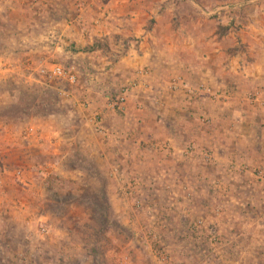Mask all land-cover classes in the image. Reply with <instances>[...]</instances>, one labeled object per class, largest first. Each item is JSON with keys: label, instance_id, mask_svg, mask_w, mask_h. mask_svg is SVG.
I'll return each mask as SVG.
<instances>
[{"label": "rangeland", "instance_id": "obj_1", "mask_svg": "<svg viewBox=\"0 0 264 264\" xmlns=\"http://www.w3.org/2000/svg\"><path fill=\"white\" fill-rule=\"evenodd\" d=\"M6 22H0L1 55L18 50L20 33H43ZM72 60L84 63L58 57L49 62L70 67ZM43 61L27 58L30 78L0 76V264H264V108L254 116L245 107L252 114L245 124L221 100L210 103L211 118L200 120L201 129L216 127L217 135L204 143L182 137L185 153L160 140L177 129L172 109L161 126L167 134L156 128L165 113L154 99L165 94L163 83L173 72L150 71L143 91L128 92L136 97L133 115L150 118L132 125L130 115L124 119L104 103L145 67L94 85L80 65L77 84L70 86L41 77ZM99 87L102 93L81 108L89 99L86 89ZM189 87L183 83L181 89L190 96L175 98L180 110L212 100ZM84 110L85 121L79 116ZM96 113L104 134L85 124ZM224 134L234 136L226 146ZM256 152L251 161L248 154Z\"/></svg>", "mask_w": 264, "mask_h": 264}, {"label": "crops", "instance_id": "obj_2", "mask_svg": "<svg viewBox=\"0 0 264 264\" xmlns=\"http://www.w3.org/2000/svg\"><path fill=\"white\" fill-rule=\"evenodd\" d=\"M1 1V23L5 20L6 24L8 19L11 23L18 21L16 24L21 26L20 30L22 27L42 28L43 33L38 37H25L26 32L20 33L15 39L17 45H20L18 50L4 55L0 53V76L8 77L13 73V76L30 78L32 70L30 73L25 71V67H28L25 64L27 58L37 57L43 59V63L55 57L80 58L84 62L80 63L82 67L74 60L68 63L76 70H81V67L82 72H91L90 81L94 85L102 80L106 83L110 78L108 75L119 72L123 78L143 67L147 68L149 73L171 71L173 75L163 83L165 94L162 93L154 99L160 111L165 113L159 117L162 124L159 123L156 128L159 129L160 135L163 132L167 134L161 126H165L164 122L168 119V116L165 117L167 109H172L170 112L176 113L177 129L172 136L162 134L160 140L167 141L172 148L180 150L183 149L180 146L182 137L186 141L196 138L204 143L211 140L210 136L217 135L216 127L207 130L210 133L202 130L201 128H205L200 124V120L207 121L210 117L209 105L217 103L218 100L226 107H231V111L239 117V122L251 121L252 114L247 116L245 107L255 110L257 113L254 116L262 114L260 110L264 108V0ZM9 11L12 16H7L6 12ZM22 41L30 44L22 46ZM106 46L108 49L104 48ZM23 48L26 50H22ZM4 57L8 60L13 58V62L1 64ZM152 58L156 61H152ZM19 62L23 64L19 66ZM64 62L61 60V63ZM148 64H153V68ZM20 67L24 68V71ZM13 78V81L21 82L20 79ZM176 79L190 85L189 88L211 87L219 95L215 98L210 96L212 100L209 99V102L203 99L190 111L184 112L180 110L179 99L176 100L177 104L174 101L177 97L190 94L182 90V87L174 90L168 88L169 82ZM96 91L86 89L85 94L89 99L81 102L92 101L95 95L102 93L100 87ZM90 92L94 95H89ZM134 96L127 98L121 117L125 119L130 115L128 118L132 125L150 121L149 116L143 112L139 111V115H133L131 110L136 98ZM204 96L207 94H199L200 98ZM87 105L89 108L90 103ZM79 106L77 105V109H80ZM84 112L85 110L81 111L79 116L85 121L88 113ZM222 114L226 118H220L226 125L229 115L224 112ZM244 123L247 124L246 121ZM85 124L87 125L86 122ZM29 132L31 135L35 130L30 128ZM249 135L244 138L251 140ZM223 137H226L225 140L221 139L224 146L225 142L234 138L231 134H224ZM219 141L220 139H217L216 142ZM183 151L186 153L185 148ZM254 155H259V152L248 154L251 161L255 159Z\"/></svg>", "mask_w": 264, "mask_h": 264}, {"label": "built area", "instance_id": "obj_3", "mask_svg": "<svg viewBox=\"0 0 264 264\" xmlns=\"http://www.w3.org/2000/svg\"><path fill=\"white\" fill-rule=\"evenodd\" d=\"M37 73L45 78L46 80H58L62 81L70 86H76L77 84V76L75 68L73 67H64L63 65L45 62L37 70ZM149 70L147 68L138 70L134 77L131 78L127 84L121 86L119 90L106 98L105 106L107 111L111 112H121L124 110L125 103L128 98V92L131 90H142L147 85L146 79L148 78ZM180 79L171 80L169 82L168 88L170 90H174L177 87H183V83L180 82ZM180 84V86H179ZM190 91V89H186ZM193 92L207 94L211 97H217L219 93H214L208 87H197L193 89ZM61 96L65 99H73L70 93L65 91H61ZM81 108L87 107L88 105L85 102H81ZM97 118H99V113H96L94 117L87 120L86 123H93L95 130L99 134H104L103 129L98 125ZM99 120V119H98ZM31 131V130H30ZM21 175L20 171L16 172V176L19 177Z\"/></svg>", "mask_w": 264, "mask_h": 264}, {"label": "trees", "instance_id": "obj_4", "mask_svg": "<svg viewBox=\"0 0 264 264\" xmlns=\"http://www.w3.org/2000/svg\"><path fill=\"white\" fill-rule=\"evenodd\" d=\"M64 67H65V66H64ZM115 114H116V115H120V116L122 115L121 112H116Z\"/></svg>", "mask_w": 264, "mask_h": 264}]
</instances>
